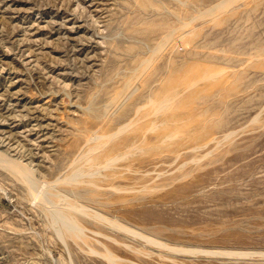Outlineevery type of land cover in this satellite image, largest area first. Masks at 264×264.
<instances>
[{
    "label": "rangeland",
    "instance_id": "obj_1",
    "mask_svg": "<svg viewBox=\"0 0 264 264\" xmlns=\"http://www.w3.org/2000/svg\"><path fill=\"white\" fill-rule=\"evenodd\" d=\"M0 155V264H264V0H0Z\"/></svg>",
    "mask_w": 264,
    "mask_h": 264
},
{
    "label": "bare ground",
    "instance_id": "obj_2",
    "mask_svg": "<svg viewBox=\"0 0 264 264\" xmlns=\"http://www.w3.org/2000/svg\"><path fill=\"white\" fill-rule=\"evenodd\" d=\"M222 3H224V2H222ZM131 96L132 95L128 94L126 96L127 97L126 99H130ZM108 111H107V113H108ZM114 112L115 111H113L111 114H113ZM164 130H165V128H164ZM122 133H126V131H123ZM146 138H148V137H146ZM124 140H125V142L121 141V143L119 144L120 147L123 146L122 150L119 148H117L116 150H113V151L107 150L108 156H106L105 162L104 163L99 162L98 164L95 163V161H97L96 159L101 158V156H103V153L106 152V149L103 147L102 143L99 142L98 140L93 141L92 139H89L88 142L86 141V143H87L86 146L78 154V157H80V159H84L85 163L83 162V164L82 163L78 164V167L86 168L87 164H92L93 169H91L86 174L85 178H83V177L77 178L76 181H78V182H76L75 187H76V190L78 191V194H79V192H81L80 191L81 189H79L80 187H78V186H81L83 183H86L84 181L85 179H88V181H89L88 182L89 185L86 183L87 187H85V188H89L91 191L98 192L102 196H106V195L116 196V194H118L119 191H121V190H124V192H129V193L133 192V187H135V184H136L135 181L136 180L132 179V181H130L129 183H124V182H121L122 179L124 178V176L126 174L130 173L134 169V159L135 158H137L140 155H144V154H148V153L153 152L156 149V147H154L152 145L146 146L145 142H147L148 140H145V139L139 140V139H136L135 137L129 136V137H126ZM108 141H110V140H108ZM86 148H87V150H86ZM118 149H119V151H118ZM25 169H26V172L28 173L27 177L31 181V177H30L31 173L27 168H25ZM87 175H89V176H87ZM42 185H44V184H42ZM41 196H42V194H36L35 199L38 200V198H41ZM96 198H98V197H96ZM100 198H98V199H100ZM92 203H93V205H96L98 203V201H95ZM99 205H102V204H97L96 206L99 207ZM94 209L98 210V208H96V207H94ZM95 217H96V219L103 218L98 213L95 214ZM70 218H71V216H69V215H65L62 218V220H64V223L62 224L63 237H71V238H76V239L82 238L83 237V230L85 228L83 226L90 224V222L87 219L82 220V223L84 225L79 224V232H78L76 226L68 225L66 223V221L68 222L71 220ZM112 225L117 226L116 223H112Z\"/></svg>",
    "mask_w": 264,
    "mask_h": 264
}]
</instances>
